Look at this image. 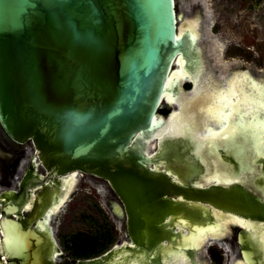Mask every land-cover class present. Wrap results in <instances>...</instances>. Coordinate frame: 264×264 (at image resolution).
<instances>
[{
  "label": "water",
  "instance_id": "obj_1",
  "mask_svg": "<svg viewBox=\"0 0 264 264\" xmlns=\"http://www.w3.org/2000/svg\"><path fill=\"white\" fill-rule=\"evenodd\" d=\"M178 23L176 0H0V126L35 151L0 195V264H59L49 213L78 173L109 185L127 239L75 264H264V86L227 139L149 153L164 93L189 91L166 86L177 60L206 67Z\"/></svg>",
  "mask_w": 264,
  "mask_h": 264
},
{
  "label": "rangeland",
  "instance_id": "obj_2",
  "mask_svg": "<svg viewBox=\"0 0 264 264\" xmlns=\"http://www.w3.org/2000/svg\"><path fill=\"white\" fill-rule=\"evenodd\" d=\"M176 1L178 8L184 2L190 9L197 2H200V5L203 2L204 8L211 14V19L214 23L206 27L201 26L202 37L204 39H207V36L212 38L210 42L205 39L202 44L205 45L207 50L209 46L214 48L212 54L208 51L206 53L207 65L213 68L216 65L223 64L224 61H228L231 64L234 63L230 72L238 69V71L250 73L256 79L264 80V0ZM196 11L197 8L193 6L191 13L185 14V19H193ZM181 20L180 22H182ZM217 39L224 44L221 54L217 53ZM211 57L215 59L211 61ZM221 69L220 74L230 75L226 67ZM199 71V66L194 71L191 70L195 75H199ZM208 95L209 93L200 95L204 100L201 108L211 103ZM187 104L189 114L182 118L187 130L183 141L192 146L201 142L196 140L195 137L197 135L195 128L199 119L198 104L193 101H189ZM176 107L177 105H173V107L165 105L163 107L166 111L165 116H169L168 114L178 110ZM201 108L199 107L198 109ZM193 112L197 115L195 122L190 119L192 114H194ZM155 144L153 142L150 145L152 150H155ZM169 146L170 155L175 153V149L181 145L180 143H173ZM9 147L11 150H29L30 152L26 157L27 163L35 152L31 143L19 145L11 141L0 126V156L2 158H6L7 153L11 152V150L8 151ZM18 166L16 167L15 164L16 170ZM18 172L17 177L19 178L22 172ZM40 173H43V170ZM76 175V182L70 197L66 204L53 215L52 219L54 234L62 249V255L57 258L59 264H75L79 260L98 257L127 239L126 223L123 222L116 225L115 219L111 217L103 205L104 202L111 203V200H115L109 185L98 178L81 173ZM15 183L16 189H18L17 179ZM97 184H101V188ZM4 191L0 192V195Z\"/></svg>",
  "mask_w": 264,
  "mask_h": 264
},
{
  "label": "flooded vegetation",
  "instance_id": "obj_3",
  "mask_svg": "<svg viewBox=\"0 0 264 264\" xmlns=\"http://www.w3.org/2000/svg\"><path fill=\"white\" fill-rule=\"evenodd\" d=\"M203 5V7H202ZM202 5H200V2H197L196 4H194L193 6L195 8H197V11H196V15H194V18L193 19H185V14H190L192 9H193V6H192V9L189 8V6L187 4H180V7L178 8V3H177V11H178V14L179 17H180V20L182 22L179 21V31L181 33L183 32H186V31H189V30H192V29H196L198 30V33H200V35L198 34V38H199V45L201 46V50L204 51V55L206 56V53L207 51L210 52L212 54V52L214 51V48L212 47H207L208 50L206 49L205 45L202 44V42L206 39H204L202 37V33H201V26L203 27H206V26H210L212 25L214 22L212 21L211 19V14L209 13V11L207 9L204 8V4L202 2ZM180 10V11H179ZM185 19V20H184ZM187 20V21H186ZM210 20V21H209ZM197 23V25H196ZM204 24V25H203ZM184 27V29L182 28ZM182 28V29H181ZM208 28V27H207ZM183 30V31H182ZM207 36V35H206ZM208 39V40H207ZM207 41H211L212 38H210V36H207ZM219 44L218 41H217V44H216V49H218V53L221 54L222 51H220L219 49ZM223 50V49H222ZM211 61H213L215 58L214 57H211L210 58ZM234 65V63H232ZM232 64L229 63L228 61L225 62L221 65H216L215 67H211L210 65H207V61H206V64H205V73L204 76H208L207 80H209V82L212 83V87H213V90H219V89H222V88H225L226 86H229L231 87V89L234 90L233 87H235L236 85H239L240 83L243 82V84L245 83H248L247 86H251L252 85V82L250 80V78L254 77L253 75H251L250 73L246 72V71H238L237 70H233L232 72H230V70H232ZM208 66V67H207ZM223 67H226L227 68V71L230 72L229 74L230 75H224V74H220L221 72V68ZM214 69V71H213ZM210 71V72H209ZM212 72V73H211ZM221 75V76H220ZM220 76V77H219ZM215 78V79H214ZM255 78V77H254ZM223 80V81H222ZM258 80H262V79H258ZM218 81V82H217ZM239 81V82H238ZM186 85H185V88L188 89L189 91L193 90V88L195 87V84L194 82L192 81L191 78H188L187 81H186ZM217 83V84H216ZM246 87V85H244ZM227 93H225L226 95ZM225 95H222L218 100H213L210 104L204 106L203 108H207L209 105L215 103V111L216 112H219V111H225V108L221 101H224V97ZM189 96H183L181 97L180 99H189ZM213 98V97H211ZM203 99L201 100V103L199 104L198 103V108L202 106V103H203ZM161 113L163 115H165L166 111L162 108L161 110ZM173 112H171L170 114H168L169 116L172 114ZM189 114V113H188ZM217 125H219L217 123ZM218 127V126H217ZM11 148L9 147L8 148V151H10ZM29 150H26V149H15V150H11V152H8L7 155H6V158H2L0 156V178H1V185H0V189L2 191L6 190V189H16V183H15V180L17 179V186L19 185L21 179L23 178L26 170H27V167L29 166L30 164V161L27 163V155L29 154ZM33 157V156H32ZM32 159V158H31ZM199 163V162H198ZM15 164H16V167L18 166V169L16 170V167H15ZM18 164V165H17ZM200 164V163H199ZM21 171L22 174L20 175V177L18 178L17 177V172ZM18 172V173H19ZM38 173H40L39 171H37ZM204 174V173H203ZM69 179H64L65 180V183H68V185L70 184V182L74 181V185H75V182H76V177H72L71 175L70 176H67ZM67 180V181H66ZM4 181V182H3ZM102 181V180H101ZM103 183H106L105 181H103ZM98 185V184H97ZM108 185V184H107ZM99 187L102 186L101 184L98 185ZM111 189V188H110ZM37 191V190H36ZM114 194V193H113ZM114 197H115V209L118 213V216H120V219H116L113 217V219H115V224L116 225H119V224H122L123 222H125V214H124V210L122 208V205L119 201V199L117 198V196L114 194ZM68 200V199H67ZM67 202V201H66ZM65 202V204H66ZM64 204V205H65ZM103 204V203H102ZM105 204V202H104ZM103 204V205H104ZM63 205V206H64ZM116 206H118V209L116 208ZM106 208V206H104ZM106 210L108 211V213H110L109 211V208H106ZM53 219V217H52ZM119 222V223H118ZM43 229H41L42 231H44V229L46 228L45 225L42 226ZM47 227H50L51 229L53 228L52 226V221L49 225H47ZM233 229H236L237 230V233L235 234L236 235V241L238 243V233L239 231L242 229V228H238L236 227L235 225L232 226ZM53 231H54V228H53ZM127 231V230H126ZM55 233V231H54ZM53 233V234H54ZM234 235V236H235ZM56 238V237H55ZM57 241V239H56ZM58 242V241H57ZM121 244V243H120ZM59 245V244H58ZM239 245V243H238ZM60 247V245H59ZM61 248V247H60ZM62 251V249H61ZM109 251V250H108ZM107 252V251H106ZM105 252V253H106ZM103 253V254H105ZM102 254V255H103ZM62 253L60 255H57V258L59 256H61ZM101 256V255H100ZM242 256H240L241 258ZM56 258V261L58 262ZM92 259V258H91ZM80 261V260H79ZM78 262V261H77ZM76 262V263H77ZM59 263V262H58Z\"/></svg>",
  "mask_w": 264,
  "mask_h": 264
},
{
  "label": "bare ground",
  "instance_id": "obj_4",
  "mask_svg": "<svg viewBox=\"0 0 264 264\" xmlns=\"http://www.w3.org/2000/svg\"><path fill=\"white\" fill-rule=\"evenodd\" d=\"M178 17H179V14H178ZM179 21H180V17H179ZM182 28L184 29V27H182ZM186 32H190L192 34V36L194 37V39H197L198 34H199L198 30H196V29H192V30H189V31H186ZM184 33L185 32L181 33L179 31V23H178V36H180V35H182ZM217 41H218V43H220L218 47H219L220 51H222V49L224 48V44L222 43V41H219L218 39H217ZM199 68H200V71H199L200 74L199 75L198 74L195 75L190 70L187 69L186 64L181 61V58H179L177 60L176 67L173 69V72L171 73L170 77L168 78V81H167V84H166L167 88L168 87L174 88V84L175 83H179L181 85H184L186 83L187 79L191 78L192 81L195 84V88L201 92L200 95H203L205 93H209V95H208V97L210 98L209 101L212 102L214 99L211 98L212 96L210 95V93L213 91V87H212V83L209 82V80H207L209 75L206 76V77L204 76V74L207 73V72L205 73V67L202 70L201 65H199ZM213 71H214V69H213ZM250 80L252 82V85L250 87L247 86L248 83L243 84V82H242L239 85H236L235 87H233L234 90L231 89V91L227 92L226 95L224 94L225 95V97H224L225 100L221 101V103H222V105L224 107H226L225 111L228 109V106L231 105L232 107L235 108V115H236L238 113L237 112V108H239V111H240V109L246 104V102L251 98V96L256 91H258L260 88H262L264 86V80H258V79L254 78V77L250 78ZM244 85H246V87ZM191 92H192V90L188 91L187 93H181L180 92L177 97L173 96L172 94H169L168 92L164 93L165 99H164V102L162 103L163 107L165 105H168L170 107H173V105L174 106L177 105L176 108H178V110H175V111H180L181 109L178 106L180 104H183V110H182L181 115L176 117V119L171 124L169 123V119H170L172 114L170 116H167L165 118L166 119L165 123L158 130H156V132L153 134L151 139L147 140L149 153H154L157 150L158 142H161V141H163L166 138H176V139L179 138V139L184 140V136L186 137L185 133H186L187 130H186V126L184 125L185 122L183 123L182 118L186 114L189 113L188 104H187L189 102V99H180V98L183 97V96L190 95ZM233 92L236 94V98H238V102L234 103V104H233L234 97L232 95ZM200 95H199L198 98H196L198 100H195V101L192 100L195 104H198V103L200 104L201 103V100L203 98ZM175 111H173V112H175ZM197 111H198L199 119H198V123H197L196 128H195L196 133H198L200 131V123H199V121H200V119L202 118V115H203V114L200 113V109L197 108ZM217 126L221 127L220 125H217ZM170 127H174L176 129L175 134L174 135H165L166 130L168 128H170ZM191 130H193V129H191ZM153 142L156 143L155 144V150H152L150 148V145ZM71 176L75 177V174H71ZM64 179H69V178L66 177ZM1 182L2 181H1V178H0V185H1ZM73 182L74 181L70 182L69 185H68V183H63L61 185L64 194H63V197L61 198V200H57L56 201L55 205L53 206V209L49 213L48 225L51 223L53 215H55V213H57L63 207V205L65 204L67 199L70 197V195L72 193V190L74 188V183ZM12 190H15V189H12ZM115 205H116L115 201H112V200H111V203H105L104 204V206H106V208H109L111 217H114L116 219H120V216H118V213H117V211L115 209ZM30 208H31V202L28 204V206H26L24 208V211H28ZM116 208L118 209V206H116ZM60 251H61V248H60ZM61 253H62V251H61Z\"/></svg>",
  "mask_w": 264,
  "mask_h": 264
},
{
  "label": "clouds",
  "instance_id": "obj_5",
  "mask_svg": "<svg viewBox=\"0 0 264 264\" xmlns=\"http://www.w3.org/2000/svg\"><path fill=\"white\" fill-rule=\"evenodd\" d=\"M231 91V87L226 86L225 88L219 90H213L210 95L213 97L214 101L218 100L222 95L227 92ZM201 92L197 90L195 87L193 88L190 96L189 101L195 100ZM234 100L233 104L238 102V98H236V94L232 93ZM181 110L175 111L172 113L169 123L171 124L176 117L180 116L183 110V104L178 106ZM215 103L209 105L207 108H201L200 113L203 114L202 118L200 119V131L196 135V139L201 142H208L213 141L221 137V135L225 132V130L229 127L231 121L234 119L235 116V108L231 105L228 106L226 111H219L216 112L215 110ZM192 121H196L197 115L194 113L190 117ZM222 120L223 126L217 127V121ZM176 129L174 127H170L166 130L165 135H174ZM227 139V137H225Z\"/></svg>",
  "mask_w": 264,
  "mask_h": 264
},
{
  "label": "snow or ice",
  "instance_id": "obj_6",
  "mask_svg": "<svg viewBox=\"0 0 264 264\" xmlns=\"http://www.w3.org/2000/svg\"><path fill=\"white\" fill-rule=\"evenodd\" d=\"M237 112H239V108H237ZM217 123L221 127L223 126V121L222 120H218ZM236 127H237V125L235 123H233L230 127L227 128L226 132L223 135H221L220 139L223 140V139H225V137L230 136L234 132V130H235ZM234 222L239 223L240 221L239 220H236Z\"/></svg>",
  "mask_w": 264,
  "mask_h": 264
}]
</instances>
